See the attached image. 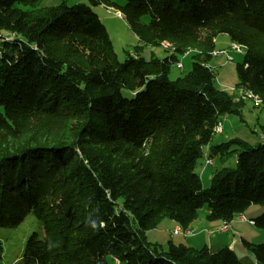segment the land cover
Returning <instances> with one entry per match:
<instances>
[{
    "label": "trees",
    "instance_id": "16d2710c",
    "mask_svg": "<svg viewBox=\"0 0 264 264\" xmlns=\"http://www.w3.org/2000/svg\"><path fill=\"white\" fill-rule=\"evenodd\" d=\"M125 1L0 0V228L42 222L23 264H243L228 246L165 249L149 233L164 221L187 231L205 205L223 223L264 207V127L254 144H212L224 117L244 121L246 103L207 68L216 39L229 37L244 49L238 89L264 100V0ZM101 5L122 13L137 49L170 54L120 62L93 11ZM186 53L192 69L171 80ZM230 157L236 168L204 188L199 161ZM252 221L264 230V213ZM243 244L264 264V245Z\"/></svg>",
    "mask_w": 264,
    "mask_h": 264
},
{
    "label": "rangeland",
    "instance_id": "374dc122",
    "mask_svg": "<svg viewBox=\"0 0 264 264\" xmlns=\"http://www.w3.org/2000/svg\"><path fill=\"white\" fill-rule=\"evenodd\" d=\"M51 1V0H44ZM67 2L68 6H75L77 4H88V0H64ZM119 5H124L125 0H113ZM111 10V11H110ZM93 11L99 16L102 23L105 25L109 37L113 43L114 50L118 55V59L120 62H124L126 60L127 53L132 55H136V53H140L145 58H150V53H153L156 57L163 59L167 57L170 53L164 50L162 47H150L145 46L142 49H137L139 44V40L134 32L129 27V24L125 21V19H121L116 16V12L118 10L114 8H105L102 5L93 7ZM124 18V17H123ZM145 22L148 21V18H145ZM2 43V39H0V45ZM231 40L229 37L225 35H221L216 39V51H229L231 52L232 61H228V56L219 54L213 57L212 62L210 63L214 67L215 73V82L216 86L228 93L235 94L236 90H238L239 76L237 72L238 64H241L244 58L243 54H239L231 51ZM179 62H181L184 66L183 70L177 68V64L173 65L170 72V79L176 80L179 77L184 76L192 69L193 59L191 55L179 56ZM243 96V95H242ZM237 101L242 100L246 103V107L244 109V121H240L239 118L235 116H226L221 120V123L224 128V134L215 136L212 144L218 145L222 143H226L232 138H240L251 142L254 144L256 142V137L254 136V131L260 132V127L264 126V103H262L261 107H255L253 103H248L244 99L241 98L239 94L236 96ZM5 113L4 107L0 106V115ZM228 117V121H226ZM51 139L50 137H48ZM51 140H54L52 138ZM204 167L203 159L199 161L197 166V172H200ZM224 167L236 168V159L235 157H230L223 164L219 159L214 161V166H208V172H215L216 170H220ZM203 185L204 188H208L210 186V181L204 179ZM206 205L202 207L199 211L198 219L204 218L206 214ZM264 213V207L260 205L252 206L247 211L244 212V216L247 221H241L238 217H236L231 223L230 226L233 228L234 234L229 232L225 237H234L235 239L239 238L241 242V238L244 237L246 240L254 242L256 245H264V230L257 228L254 224L249 223L248 221L255 220L259 218ZM203 223H208L206 220ZM216 225H220V221L214 222ZM222 225L220 232L222 231ZM214 227V226H213ZM202 227H198L201 229ZM212 228V227H211ZM159 227L156 229L158 230ZM178 231V235H182L181 240H184L185 237H189L194 234L192 230L184 231L181 228ZM149 235V238L156 242V239L160 240L163 244V248L168 247L167 234L164 235L156 234L155 231ZM176 230V229H175ZM174 230V231H175ZM224 230V229H223ZM193 232V233H192ZM201 231L196 230V237L201 239L202 233ZM228 232V231H227ZM38 234L40 237L44 235L43 224L39 220H37L33 215H29L25 221L15 228H0V242L4 249V258L3 264H23L22 258L24 254V249L27 240L32 234ZM219 232L215 231L217 235ZM208 234V233H207ZM205 234V236L207 235ZM226 234V233H225ZM177 236L172 233L171 237ZM203 237V236H202ZM221 237V236H220ZM250 242V243H251ZM185 245V244H184ZM187 246V245H186ZM244 254L253 255L248 249L242 247L237 249V255L242 260L244 258ZM254 256V255H253ZM252 256V257H253ZM255 261V258L254 260ZM257 264H259L257 262Z\"/></svg>",
    "mask_w": 264,
    "mask_h": 264
},
{
    "label": "crops",
    "instance_id": "0c3cea01",
    "mask_svg": "<svg viewBox=\"0 0 264 264\" xmlns=\"http://www.w3.org/2000/svg\"><path fill=\"white\" fill-rule=\"evenodd\" d=\"M61 2H65V1L64 0H51V1H45V4H47V5H56V4L61 3ZM228 120L229 119L227 117L226 121H228ZM262 127H264V126L260 127V132L259 131H255L256 133H254V135L258 136V134L259 135L263 134L262 131H261ZM222 134H224V128H223V133ZM206 168H208V167H203V169L200 170V172H199V174H200V176L202 178V181H205L204 179L210 181V179L212 178V175L214 173V172H210L209 173L208 169H206ZM242 216H244V215H242ZM238 218L241 221H244L240 217H238ZM205 220L208 222L207 224L203 223V221H205ZM222 225H223V222H220V225L219 224L216 225V224H214V222L208 221L207 218H206V214H205L204 218H201V219L197 218V220L192 223V225L189 227V230H192L194 232V234L189 236V237H185L184 236L183 237L184 238L183 241L181 240L182 235H177V236H174L173 238L171 237V235L174 232V230L180 228V226H178L176 223L171 222V221H164L159 226V229L155 231V233L158 234V235H160V234L164 235L166 233L167 234L168 243L172 241V242L177 243V244H183V245L185 244V245H187L189 247H193V248H197V249H201L203 247H208L209 252L212 253V254L218 252L221 248H223L225 246L230 247L231 249H233L237 253V249L245 247L244 244H243V241L248 242V243L251 242V241L246 240L244 237L241 238V240H242L241 242L239 241V238L235 239L234 237H231V238L225 237L226 235L229 234V232H231V233L233 232V228L231 227V231H229V232H223L222 233V232H220L218 230V229H220V227ZM198 227H202V228L198 229ZM196 230L201 231L200 232V233H202L201 239L196 237V234H195ZM215 231H218L219 233L216 235ZM151 233L152 232H150L149 235ZM205 234H207V235L205 236ZM232 234H234V232ZM150 241H152V240L150 239ZM155 243H157L159 246L163 247V244L161 243L160 240L156 239ZM251 243L254 244V242H251ZM252 256L250 254H248V255L244 254V258L242 260L239 257L238 258L240 259V261L243 264H257V260L255 259V261H253L255 257L254 256L252 257ZM107 259L108 260H107L106 264H116L115 260L113 261V259H111L109 257Z\"/></svg>",
    "mask_w": 264,
    "mask_h": 264
},
{
    "label": "bare ground",
    "instance_id": "6f19581e",
    "mask_svg": "<svg viewBox=\"0 0 264 264\" xmlns=\"http://www.w3.org/2000/svg\"><path fill=\"white\" fill-rule=\"evenodd\" d=\"M103 7H105V6H103ZM105 8L107 9V7H105ZM116 16H118L121 19H124L122 13L119 12V11L116 12ZM163 46L165 48H167V49H173L172 46L170 44H168V43H163ZM231 46H232L231 48L233 49V52H236V53H239V54H243L244 49L242 47H240L238 45H235V44H232ZM219 52H223V51H219ZM186 55H189V53H186L184 56H186ZM215 55H218V52L216 50L214 52H212V56H215ZM229 59H230V61L233 60V58L231 57V52H229ZM177 68H179L180 70H183L184 66H183V64L181 62H178L177 63ZM207 68H209V70L214 73V70H213L214 67L211 64H208ZM237 94H239L240 96L243 95L242 99H244L248 103H253V105L255 107H261L260 105L262 103H264L263 99H261L259 96L255 95L251 91H243L242 89H238V90H236L235 95L237 96ZM221 132H222V127L220 125L219 126L217 125L215 127V134H220ZM241 219L243 220V218H241ZM245 221H247V220H245ZM248 222L251 223V224H254V222L252 220L248 221ZM223 225L224 226L222 227V231H224V232L231 231L230 223H226L225 222V223H223ZM179 230L180 229H176L174 232H176V234H177Z\"/></svg>",
    "mask_w": 264,
    "mask_h": 264
},
{
    "label": "built area",
    "instance_id": "2783aa9c",
    "mask_svg": "<svg viewBox=\"0 0 264 264\" xmlns=\"http://www.w3.org/2000/svg\"><path fill=\"white\" fill-rule=\"evenodd\" d=\"M231 51H233V49L231 48ZM219 54H223V55H227L228 56V61H230L229 59V51H223V52H218V55ZM183 68V67H182ZM215 74V73H214ZM241 98H242V95H241ZM208 163H211V161H208ZM241 218H243V220H247L244 216H240ZM175 235H178L176 234V232H174ZM116 264H121L118 260L116 261Z\"/></svg>",
    "mask_w": 264,
    "mask_h": 264
}]
</instances>
